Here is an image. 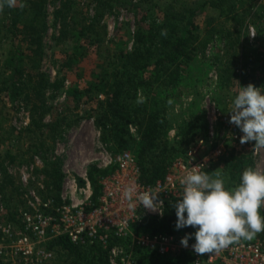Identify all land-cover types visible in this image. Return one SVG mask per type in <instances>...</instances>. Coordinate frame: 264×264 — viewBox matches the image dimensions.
Masks as SVG:
<instances>
[{"label":"trees","instance_id":"obj_1","mask_svg":"<svg viewBox=\"0 0 264 264\" xmlns=\"http://www.w3.org/2000/svg\"><path fill=\"white\" fill-rule=\"evenodd\" d=\"M49 1L18 0L15 8L5 7L0 12V44L11 45L10 60L14 62L11 63L14 65L12 79H8L9 83L0 81V98L6 92L21 98L29 107L31 125L22 134L34 135L28 145V151L33 154L49 149V144L56 140L64 123L59 114L54 115V122H44L49 112L55 110L57 113L48 105L45 93L48 85L57 87V84L42 72ZM55 1L61 3L57 13L60 20L57 39L64 45L74 39L73 47L65 52L68 61L81 63L91 56L97 60L89 86L80 93L94 104L93 114L102 128L103 140L112 142L117 151L133 153L140 171L139 180L144 184L164 180L173 161L182 158L200 138L205 137L201 136L200 130H205V134L208 131L206 115L197 113L193 121L176 126V139H170L169 96L183 90L187 82L186 67H190L199 55H204L211 44L218 42L223 44V52L218 57L224 73L223 84L231 80L236 71L242 84L253 80L256 73L253 65L264 62V50L257 51L247 35L250 23L255 24V21L249 20L264 21V6L263 10L255 8L258 0H205L204 6L209 5L222 16L209 20L205 26L197 23V11L178 5L177 0H169L162 5L153 0H139L133 6L135 30L129 50L123 49L122 45H111L108 27L103 20L115 4L126 1L90 0L94 5L92 15L90 9H84L75 0ZM165 30L166 35H162ZM218 60H214V64ZM261 77L264 85V76ZM7 120L0 113V133L8 140L13 130L7 125ZM199 121L202 122L201 127L198 126ZM131 129H135V133ZM11 159L23 165L28 162L29 156H11ZM1 160L2 155L0 169L5 172ZM249 167H252L251 156L236 148L231 149L221 171L225 188L230 190L238 186L243 171ZM57 168L52 167L56 193L50 196L59 203L62 175ZM209 170L207 173L213 172ZM112 171L90 167L94 201L101 196L100 179ZM174 204L167 206L162 219L148 218L144 223L134 225L133 232L176 236L194 234L196 229L193 227L176 229ZM260 233V240H264V232ZM191 240L195 241L194 235ZM129 242V239H116L112 245ZM49 248L61 250L65 264H110L108 248L80 246L67 236L54 238L49 242ZM133 255L134 264H194L189 252L163 256L147 249L134 248Z\"/></svg>","mask_w":264,"mask_h":264},{"label":"rangeland","instance_id":"obj_2","mask_svg":"<svg viewBox=\"0 0 264 264\" xmlns=\"http://www.w3.org/2000/svg\"><path fill=\"white\" fill-rule=\"evenodd\" d=\"M81 3V6L88 10L92 15L94 13V5L90 0H75ZM124 4H115L113 10L107 12L103 20L108 27V37L111 45H122L123 49H131L132 33L134 27V8L133 6L139 0H124ZM178 5H184L190 9L197 11V23L200 26L217 17H222L214 8L209 5L204 6L205 0H177ZM159 5L169 2V0H153ZM264 0L257 1V10H263ZM61 9V3L50 0L47 6L48 13V32L45 37V56L42 64V72H44L52 83H56L57 87L48 85L45 93L49 106L55 108L53 113L46 115L44 122L49 124L54 122V115L59 114L64 118L61 132L55 141L49 145L47 150H42L37 154L28 151L30 140L33 134H22L24 130L31 125V113L29 107L21 98L10 96L6 92L0 98V113L4 114L8 119L13 134L10 139H6L0 133V155L1 162L5 165V172L0 169V223L4 226L10 225L12 234L6 235L0 231V264H35L31 259H27L23 255L16 254L13 249V242L20 233H24V213H32L33 209L29 204V200L33 197V193L45 200L56 193L54 170L57 167L62 175L61 187L59 190L60 197L68 191V184L76 180L80 187H84L85 181L83 174H87L89 178V170L91 166H96L101 170L109 169L99 168L101 146L104 145L108 153L116 156L122 151H117L112 142H105L102 136V128L98 124V120L93 114L94 104L87 101L88 98L80 92L89 86L92 79V71L95 70L97 60L92 56L85 58L82 62L77 63L76 60L68 61L65 52L69 47H73V40L68 44H62L58 37L59 18H57L58 10ZM159 9V8H156ZM2 14L0 13V19ZM224 19V18H223ZM252 22L247 29V35L250 43L257 51L264 50V21L249 20ZM262 29V31H261ZM262 34V36H261ZM260 37V38H259ZM222 43L211 44L204 55H199L196 60L187 66L188 74L184 83L183 90L180 89L177 94L170 95L169 114L171 121L170 139L175 140L176 129L180 123L194 120L197 113H204L208 121V131L200 130L204 145L202 155L210 161V170L220 173L224 168V161L229 151L233 148L249 154L252 158V168L259 169L264 172V149L253 151L255 142L250 141L241 144L240 139H234L230 131L224 123L218 121L215 126V137L209 139L210 118H212V109L218 108L225 116H230L232 101L238 94L241 87L248 84H254L257 88H261L264 93V85L262 77L264 76V62L255 63L253 67L256 69L254 79L249 80L245 84L240 82V78L232 75L231 80L222 83L224 76L221 62L218 60L219 54H222ZM11 45L8 43L0 44V81H8L13 77V64L10 60ZM218 60L217 64H214ZM74 65V67H73ZM80 66V68H79ZM237 67V66H236ZM81 73L82 75L80 76ZM9 83V81H8ZM102 97V96H101ZM222 123V124H221ZM198 126H202V122H198ZM135 133V129H131ZM35 139V138H34ZM37 140V139H35ZM11 156L24 157L29 156L27 163L18 165L12 161ZM209 170V171H210ZM211 172V173H213ZM109 173V174H111ZM210 173V174H211ZM108 174V175H109ZM106 175V176H108ZM6 176V177H5ZM104 176V177H106ZM24 177L28 181H24ZM6 178L8 180H6ZM59 178V175H58ZM91 182V181H90ZM92 185V184H91ZM100 185V183H99ZM93 188V186H92ZM94 193V190H93ZM94 198V194L92 195ZM100 198V197H99ZM264 215V208L261 210ZM133 232V229H132ZM261 233H258L251 241L260 240ZM33 237V235H31ZM54 238L37 239L35 236L31 238L35 251L42 249L51 253L50 261L46 264H65V257L61 250L50 249L49 242ZM128 249L132 248L131 241L126 244ZM134 251V249H131Z\"/></svg>","mask_w":264,"mask_h":264},{"label":"built area","instance_id":"obj_3","mask_svg":"<svg viewBox=\"0 0 264 264\" xmlns=\"http://www.w3.org/2000/svg\"><path fill=\"white\" fill-rule=\"evenodd\" d=\"M209 139L215 137V124L220 121L228 127L234 139L241 136L240 129L230 124L218 108L211 111ZM204 139L200 138L194 147L182 157L173 161L164 180L154 184H144L140 179V171L135 156L130 151H123L112 156L101 146L98 167L109 169L116 167L115 171L100 179L101 196L93 200V188L85 173L82 178L84 187H80L76 180L68 184V191L61 195L59 203L54 197L41 199L35 193L29 204L32 213H24V233L13 242L16 254L31 259L35 264H46L50 261L51 253L39 249L35 251L31 240L34 236L43 240L67 236L80 246L99 245L108 248L110 264H134V248L147 249L160 255H172L180 252H189L194 264H264V240L242 241L232 245L218 254L197 255L192 249L195 241L189 240L187 248L182 246L181 239L185 235L148 234L132 232L134 225H140L148 218L162 219L169 204L176 203L183 193L181 179L191 171L192 167L202 166L199 171L207 172L210 161L202 155ZM28 181L26 177L23 179ZM134 187L137 193L151 191L158 193L157 203L163 201L160 211L144 208L136 196L132 201L125 197V190ZM12 228L0 223V231L10 236ZM33 235V237L31 236ZM129 239L132 248L123 244H114L115 240ZM2 254V252H0ZM211 256V257H210Z\"/></svg>","mask_w":264,"mask_h":264},{"label":"clouds","instance_id":"obj_4","mask_svg":"<svg viewBox=\"0 0 264 264\" xmlns=\"http://www.w3.org/2000/svg\"><path fill=\"white\" fill-rule=\"evenodd\" d=\"M18 0H0V12L5 7L15 8ZM166 35V30L162 31ZM141 102V101H138ZM230 124L237 126L243 136L241 144L255 142L253 151L264 149V93L254 84L241 87L232 101ZM192 167L180 181L183 193L173 205L176 210V229L193 227L194 234L181 239L185 248L195 238L192 249L197 255L218 254L242 241H251L264 232V172L249 167L242 173L241 183L226 189L219 170L209 174ZM136 196L140 204L152 211H160L163 201L157 203L158 193H137L134 187L125 190L132 201ZM210 256V257H211Z\"/></svg>","mask_w":264,"mask_h":264}]
</instances>
